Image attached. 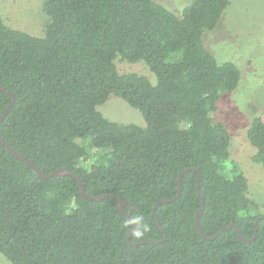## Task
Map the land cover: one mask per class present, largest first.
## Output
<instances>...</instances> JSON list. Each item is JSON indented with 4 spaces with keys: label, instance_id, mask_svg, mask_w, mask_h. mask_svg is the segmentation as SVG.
<instances>
[{
    "label": "trees",
    "instance_id": "trees-1",
    "mask_svg": "<svg viewBox=\"0 0 264 264\" xmlns=\"http://www.w3.org/2000/svg\"><path fill=\"white\" fill-rule=\"evenodd\" d=\"M228 3L192 0L176 14L154 0H42L50 19L42 36L8 27L0 16V85L14 96L0 121L2 138L43 173L67 167L89 195L127 201L122 212L111 195L83 197L71 175L40 178L0 142L7 264H264V212L249 211L229 130L213 117L239 69L218 63L202 43ZM117 55L144 62L156 83L118 72ZM109 95L137 109L145 125L103 116L97 106ZM9 102L0 89V114ZM246 136L264 167V111ZM88 146L101 154H88ZM189 167L201 173L198 217L197 171L183 172L175 198L178 174ZM169 198L152 212L155 201ZM126 215L134 221L130 238ZM196 218L209 236L230 227L207 240ZM234 225L246 238L257 226L256 238L243 241ZM147 238L163 240L139 243Z\"/></svg>",
    "mask_w": 264,
    "mask_h": 264
},
{
    "label": "rangeland",
    "instance_id": "rangeland-1",
    "mask_svg": "<svg viewBox=\"0 0 264 264\" xmlns=\"http://www.w3.org/2000/svg\"><path fill=\"white\" fill-rule=\"evenodd\" d=\"M154 1L179 14L192 0ZM0 16L8 27L34 36H42L50 20L42 8V0H0ZM202 43L218 63L233 62L239 69L238 84L232 91L221 94L213 117L229 130V156L247 178L249 211L264 212V167L253 159L255 147L246 136L251 120L264 111V0H229L216 26L203 31ZM118 58L119 55L114 59L118 72H136L156 83L155 75L144 62ZM97 109L109 120L145 125L137 109L113 95ZM87 152L99 155L101 149L88 146ZM2 259L8 263L0 253V264H4Z\"/></svg>",
    "mask_w": 264,
    "mask_h": 264
},
{
    "label": "water",
    "instance_id": "water-1",
    "mask_svg": "<svg viewBox=\"0 0 264 264\" xmlns=\"http://www.w3.org/2000/svg\"><path fill=\"white\" fill-rule=\"evenodd\" d=\"M0 89L2 91H4L6 94H8L10 96V102L6 105V107L4 108V110L2 111V113L0 114V121L1 119L3 118V116L5 115L6 111L9 109V107L12 105L13 101H14V96L11 94L10 91H8L5 87H3L2 85H0ZM0 142L6 147V149L14 156L16 157H19L20 159L24 160L34 171L35 173L40 177V178H43V179H46L48 178L49 176H57V175H71L73 177H75L79 183V187H80V191H81V194L83 197L85 198H88L90 200H100V199H103L105 197H107L108 195H111L113 197H115L118 201V207L120 209V211L124 212V205L127 203V201L121 199L119 196H117L116 194H113V193H103V194H100V195H97V196H92V195H89L86 191V188H85V185L82 181V179L75 175L74 173H72L67 167H63V168H59V169H56L52 172H50L49 174H45L43 173L39 168L38 166L33 162L31 161L30 159H27L25 156H23L22 154H20L19 152H17L15 149H13L12 147H10L6 142L5 140L2 138V136L0 135ZM195 170L197 171L198 173V178H197V185H196V188H197V194L199 195L200 199H201V206H200V209L197 211L196 213V217H198L200 215V213L202 212L203 210V206H204V198L200 192V189H199V183H200V178H201V173L200 171L195 168V167H189V168H185L183 170L180 171V173L178 174V185H177V193H176V196L175 198H177L180 194V190H181V177H182V174L183 172L185 171H188V170ZM174 200V198H169V199H160V200H157L154 202L153 206H152V212L154 213V210H155V207L158 205V204H161V203H165V202H168V201H172ZM127 218L131 221L132 223V228H131V231L128 235V238H130V236L133 234L134 232V221L130 218V215H126ZM158 223V222H157ZM195 226L197 228V230L199 231V233L207 240H212L214 238H216L219 234H221V232L227 228H229L230 226H226L224 225L219 231L215 232L214 234L212 235H206L204 233V231L202 230L197 218L195 219ZM234 227V230L235 232L237 233L238 237L240 239H242L243 241H246V242H251L253 241L256 236H257V230H258V227L255 226V232L253 234V236L251 238H246L244 237L240 232H239V229L236 225L233 226ZM162 230V228H161ZM163 239L161 240H153L151 238H147V239H143L141 240L139 243H143V242H155V243H159L161 242ZM137 243H132V245H135Z\"/></svg>",
    "mask_w": 264,
    "mask_h": 264
},
{
    "label": "clouds",
    "instance_id": "clouds-1",
    "mask_svg": "<svg viewBox=\"0 0 264 264\" xmlns=\"http://www.w3.org/2000/svg\"><path fill=\"white\" fill-rule=\"evenodd\" d=\"M136 234H137V236H139V235H140V233H139V232H137Z\"/></svg>",
    "mask_w": 264,
    "mask_h": 264
}]
</instances>
